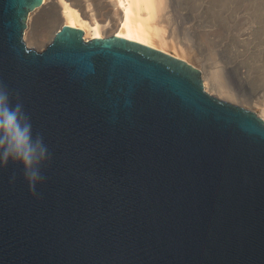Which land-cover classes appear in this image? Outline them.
Listing matches in <instances>:
<instances>
[{
    "label": "water",
    "instance_id": "1",
    "mask_svg": "<svg viewBox=\"0 0 264 264\" xmlns=\"http://www.w3.org/2000/svg\"><path fill=\"white\" fill-rule=\"evenodd\" d=\"M41 2L0 0V80L52 153L35 191L0 170V264H264V119L137 40L29 45Z\"/></svg>",
    "mask_w": 264,
    "mask_h": 264
},
{
    "label": "rangeland",
    "instance_id": "2",
    "mask_svg": "<svg viewBox=\"0 0 264 264\" xmlns=\"http://www.w3.org/2000/svg\"><path fill=\"white\" fill-rule=\"evenodd\" d=\"M167 2L170 10L161 23L165 45L179 53L194 50L201 65L193 66L202 71L201 78L206 73L212 77L213 86L206 84V89L256 112L248 99L256 96L264 104V0ZM29 12L24 38L42 48L61 22L44 14L29 26ZM35 26L40 43L29 33Z\"/></svg>",
    "mask_w": 264,
    "mask_h": 264
},
{
    "label": "bare ground",
    "instance_id": "3",
    "mask_svg": "<svg viewBox=\"0 0 264 264\" xmlns=\"http://www.w3.org/2000/svg\"><path fill=\"white\" fill-rule=\"evenodd\" d=\"M168 5L167 0H42L38 7L29 12V26L35 25L36 18L45 14L55 17L61 23L81 28L85 38L103 37L114 33L157 47L192 65L200 66L201 62L197 59L194 50L179 53L171 45H165L161 23L168 16L170 10ZM31 28L29 29L30 35L33 36L31 39L34 43H38L42 40V36L36 33L39 28ZM201 79L205 89L206 84L213 86L209 73ZM248 103L257 113L254 112L264 119V104L259 98L249 97Z\"/></svg>",
    "mask_w": 264,
    "mask_h": 264
},
{
    "label": "clouds",
    "instance_id": "4",
    "mask_svg": "<svg viewBox=\"0 0 264 264\" xmlns=\"http://www.w3.org/2000/svg\"><path fill=\"white\" fill-rule=\"evenodd\" d=\"M51 150L17 94L0 80V168L12 165L22 169L30 189L36 190L45 180ZM15 179V174L11 177Z\"/></svg>",
    "mask_w": 264,
    "mask_h": 264
},
{
    "label": "snow or ice",
    "instance_id": "5",
    "mask_svg": "<svg viewBox=\"0 0 264 264\" xmlns=\"http://www.w3.org/2000/svg\"><path fill=\"white\" fill-rule=\"evenodd\" d=\"M3 168H0V170H2Z\"/></svg>",
    "mask_w": 264,
    "mask_h": 264
}]
</instances>
